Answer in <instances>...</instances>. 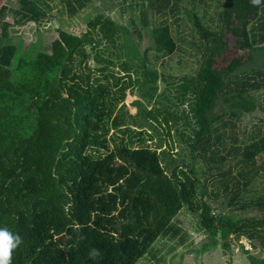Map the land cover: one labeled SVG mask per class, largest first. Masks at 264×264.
I'll return each instance as SVG.
<instances>
[{"label":"trees","instance_id":"obj_1","mask_svg":"<svg viewBox=\"0 0 264 264\" xmlns=\"http://www.w3.org/2000/svg\"><path fill=\"white\" fill-rule=\"evenodd\" d=\"M91 2L18 0L15 21L68 25ZM209 6L143 1L139 24L99 14L46 49L43 33L13 42L1 6L0 226L24 239L12 264H137L160 239L186 242L175 223L183 208L205 234L198 254L235 241L264 264V119L244 123L264 113V0H216L212 15ZM227 35L245 55L216 68L210 42L227 52ZM180 52L197 58L192 74L159 72Z\"/></svg>","mask_w":264,"mask_h":264},{"label":"rangeland","instance_id":"obj_2","mask_svg":"<svg viewBox=\"0 0 264 264\" xmlns=\"http://www.w3.org/2000/svg\"><path fill=\"white\" fill-rule=\"evenodd\" d=\"M120 1V0H118ZM148 4L150 0H127L126 4L117 3L116 0L105 2L104 0H92L88 7L85 8L82 12H79L76 18L72 19V22L67 21L68 25L63 24L62 18L55 20L54 18L50 21L42 30L43 27L37 28L33 24H27L23 26H18L15 21V13L14 10L17 9L18 0H0V8L3 5H7L9 11L6 15V21L11 24V28L9 31L10 39L17 43L19 39H23L24 45L28 46L31 42H35L39 33H43V41L45 45L43 46L46 49V45H50L52 41L57 37L60 30L69 29L71 31H75L80 34L85 30V27L90 19L94 18L99 14H105L110 16L118 23H122L124 25H129V20L133 18L137 24H139V19H141V14L143 8H136L135 5L137 3L141 4L143 2ZM208 7V15L213 14V5H216V0H205ZM225 1V0H221ZM239 2L244 3L245 0H237ZM190 6V5H189ZM54 14H59L62 16L63 13H60L58 9H54ZM66 18V16H63ZM184 19H186L183 16ZM172 21V19H170ZM52 22V23H51ZM16 23V24H14ZM51 23V25H50ZM72 23L71 25H69ZM186 23V21H185ZM172 26H176L174 23H171ZM188 28L183 29L185 36L188 41H194V37L198 40V36L196 34L191 33L190 25ZM177 27V26H176ZM42 30V32H41ZM2 30L0 29V34ZM228 45L227 52L218 53L219 44H215L213 41L210 42V51L207 54L208 60L213 61L216 68H219L223 65H230L232 62L237 60L238 58L245 55L236 49L234 46V42L231 39L230 35H227L224 39ZM47 43V44H46ZM143 48L147 45V41L143 43ZM184 49L189 51L193 50L189 44L182 45ZM195 53V50H193ZM151 57H153V53L151 52ZM179 57H182L186 63L184 69H182L178 65ZM198 58L200 56H197ZM197 58H189L184 53H176L173 58H170L168 63L172 66L171 71L168 67H162V63L164 60L159 61L157 64V69L159 72H164L165 74H173L175 76H181L184 73L192 74L195 68L197 67ZM160 92L163 91L166 86L165 83L160 82ZM137 101V96L128 94V98L126 100V106L129 107L132 114L136 113V109L132 106V104ZM259 119H264V113L259 111L254 116H246L244 117V123L248 122H256ZM258 164L264 166V155H262L258 159ZM237 170L234 169V172ZM264 177V175H263ZM213 190V187H212ZM215 191V190H214ZM215 206V205H214ZM175 223L181 228H183L187 233V240L184 244H179L180 236H178L175 240L171 239H160L154 246L153 252L146 257L145 259L139 261L137 264H250L248 260V255L244 254L241 246L237 242H233V245L230 249L225 253L221 246H218L216 249L212 251H208L204 254H198V252L192 247L196 248L200 245L202 240L205 238V234L198 231L196 220L193 219L191 214L187 211L186 208H183L182 212L176 218ZM232 238V237H231ZM240 243H243L246 246V249H253L249 240H242ZM256 253V250H253ZM258 253V252H257ZM157 255V256H156ZM156 256V258H155Z\"/></svg>","mask_w":264,"mask_h":264},{"label":"clouds","instance_id":"obj_3","mask_svg":"<svg viewBox=\"0 0 264 264\" xmlns=\"http://www.w3.org/2000/svg\"><path fill=\"white\" fill-rule=\"evenodd\" d=\"M262 0H250L253 7H259ZM24 243L23 237L13 232L7 226H0V264H12L13 253ZM102 252L97 248H90L88 257L92 260L102 258Z\"/></svg>","mask_w":264,"mask_h":264}]
</instances>
